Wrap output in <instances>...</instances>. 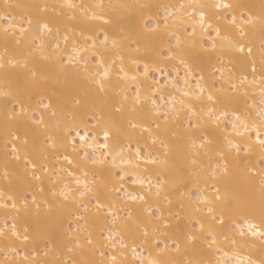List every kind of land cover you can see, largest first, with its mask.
<instances>
[{"label": "snow or ice", "instance_id": "obj_1", "mask_svg": "<svg viewBox=\"0 0 264 264\" xmlns=\"http://www.w3.org/2000/svg\"><path fill=\"white\" fill-rule=\"evenodd\" d=\"M8 7H33L44 14L50 6L6 4L5 8ZM64 7L85 10V6L75 5L71 0L61 5V8ZM95 7L100 11L93 12L86 20H101L99 30L89 26L80 32L84 43L88 45L84 51H90L95 61L94 70L87 68L86 60L85 67L82 70L79 68L75 57L79 55L80 49L75 46L72 53L65 56L63 53L66 48L61 49L56 43L54 50L45 54L44 37L50 35L53 28L50 26L52 20L46 19L44 15L34 17L28 13L25 17L28 27L22 23L17 29L14 23L16 17H10L7 12L0 13V34L5 42V52L9 50L10 43L21 45L33 24L36 26L32 42L35 44L39 40V43L35 47L29 46L23 60L9 56L5 62V58L0 56V72L7 79L10 70L28 69L31 84L39 90L40 96L34 104H29L19 92H0L5 98L6 121L12 125L9 127L6 124L5 127L4 147L10 149L5 152V157L7 160L20 161L23 153L25 176H30L29 187L33 189L30 204L25 194L0 190V209H12L19 213L21 208L29 210L35 206L39 211L43 206L49 216L64 209L77 222L83 221L84 225L104 224L99 241L87 229H84L86 235L83 240L80 235L68 233L64 239L57 237L50 241L56 247H67L70 253L87 248L93 255L98 254L100 260L70 257L57 264H222L220 260L213 262L191 258L194 254L204 255L205 249L210 251L214 247L223 251L218 248L221 235L237 250L242 247L254 248L256 245L253 242L259 241L260 256L257 259L251 256L241 258L239 251L233 254L236 264H264V107L253 119L248 111H241V99L236 95L238 86L235 83H229L227 89L223 86L216 88L214 83L204 87L205 66L188 62L190 50L199 44L203 53L209 54V62L211 54H231L233 61L239 62L241 70L246 71L250 61L251 71L255 74L257 62L252 57L255 30L258 27L259 71L261 82L264 83V2L260 5L259 14L254 13V5L233 3L230 0H216L211 5L181 3L175 13L167 11L169 6L166 5L142 4L138 7L148 11L153 7H164L166 15L162 19H153L149 15L142 26L119 37L109 34L108 27L113 25V20L105 17V5L98 3ZM181 10H184L187 20L178 15ZM69 18L76 19L74 15ZM170 19L172 25L169 24ZM181 26L186 34L183 38L179 34ZM172 28L177 31H172ZM85 32L92 34L86 35ZM56 33L59 37V27ZM63 40L67 46L69 36L65 34ZM160 44L167 45V48L166 52L158 55H164L169 61H177L185 73L181 77L184 84L190 87L188 78L191 77L196 82L195 89L185 91L177 87L176 80H165L161 84L160 80L153 77V85L159 86H150L145 90L136 75L128 77L124 68L126 56L130 64L137 65V72L139 61L144 59L141 75L145 79L153 72L165 77L172 75L170 71L159 67L155 60L131 54L146 52ZM16 50V47L12 48L13 52ZM37 53L47 62L43 66L45 71L55 69L66 80L83 79L93 87L59 95L49 94L43 88L47 77L40 69L28 67L30 62H34L32 58ZM117 61L119 70L115 74L122 80L135 82L131 97L128 95L131 89L126 86L108 98ZM217 62L221 67L216 71L220 72L223 79L225 68L222 56L217 57ZM175 71L179 77L180 69ZM228 71L231 72V69ZM246 81V75L241 77V84ZM168 84L181 93L179 100L172 93H168L169 98L165 100L163 90ZM93 94L106 98L107 102L104 105H90L89 97ZM9 102L12 104L10 110ZM82 108L91 114L78 115L77 110ZM69 116L71 119H68ZM137 131L141 138H145L144 134L147 133L145 139L150 143L141 146L140 139L133 140L129 133ZM122 137H127V143L122 142ZM185 143L191 145L192 151L188 155L192 166L203 171L202 157L215 163L208 173L209 179L205 180V187L197 188L195 196L190 190L181 191V187L169 176V157L173 154L182 155ZM157 144L163 151L154 155L149 149ZM256 149H259V157L253 164L251 156ZM49 155L60 162L54 178L47 163ZM7 160L3 172L5 180L10 175ZM236 161L244 163L250 187L254 188L258 180V203L254 199L242 202L230 192L225 178L231 175L230 165H235ZM141 162L145 171H148V166L157 169L155 184L151 178L138 172ZM46 179L54 185L47 190L51 200L38 202L36 193L43 194L46 191L43 186ZM56 184L62 185L59 192L55 189ZM126 185L131 186L132 190ZM85 199L87 203H84ZM19 201H23L20 207ZM70 203L77 208L76 212L70 210ZM6 228L7 223L0 227V237L7 239L10 234L25 243L29 242L27 227L22 236L17 231L16 223L11 225L8 232ZM109 248L111 251H105ZM122 249H130L133 258L127 259ZM144 252L149 255L145 257ZM121 256L124 258L121 259ZM29 264L47 262L33 260Z\"/></svg>", "mask_w": 264, "mask_h": 264}, {"label": "bare ground", "instance_id": "obj_2", "mask_svg": "<svg viewBox=\"0 0 264 264\" xmlns=\"http://www.w3.org/2000/svg\"><path fill=\"white\" fill-rule=\"evenodd\" d=\"M66 0H0V13L7 12L11 16L16 17L14 23L17 25V29L23 23L25 27H28L25 17L28 13H31L34 17L37 15H44L46 19L52 20V24L50 25L53 28V31L50 35H46L44 37L45 40V54H50L54 50V45L59 43L61 49H65L66 51L63 55L67 56L72 53L73 47H77L80 49L79 55H76L75 59L79 63V68L82 70L85 67V60L87 61V68L89 70H94L95 61L91 57L90 51H84V49L88 48V45L84 43L83 37L80 35L82 29H86L87 27H92L94 30H99V26L102 24L101 20H86L87 16H91L93 12H99L100 10L95 7L96 4L102 3L105 5L103 12L105 17H111L113 20V25L108 27V31L110 36H122L128 33L130 30L139 28L142 26L144 19H146L149 15L152 16L153 19L160 18L162 19L166 15V10L164 7H153L151 11L142 10L139 5L148 4L152 6H169L167 11H171L173 13L176 12L177 8L181 3L185 5L197 3V4H206L211 5L216 2V0H71V3L75 5H83L85 6V10L80 8L69 9L67 7L61 8V5L65 4ZM233 3H244L254 5V13L259 14L260 5L264 0H230ZM49 5V9L47 13L41 14L36 8H15L8 7L5 8V5ZM111 5L109 8L107 6ZM53 7L55 10H53ZM191 11V9H187ZM158 13V16H157ZM75 16L76 19L72 20L69 17ZM178 15L183 19L187 20V17L184 16V10H181ZM239 15V13H237ZM173 21L170 19L169 24L172 25ZM179 24V20L176 21ZM59 27L60 35L57 36L56 29ZM172 31H177L176 28H172ZM37 31L35 24L32 26V30L23 38L21 45L14 46L13 44H9V50L5 52V42L2 34H0V56L5 58V62L9 56H12L14 59L23 60V58L27 55V51L29 46L35 47V44L39 43V40L35 41V44L32 42V35ZM190 31V29H189ZM256 36L254 39L253 45V57L257 62V72L255 74L251 71V62L249 61L248 68L246 71L241 70L239 62L233 61V57L231 54H222V53H214L211 54V61L208 60V55L203 53L201 46L197 44L195 48L190 50V56L188 57V62L190 64L193 63H202L205 66V81L202 82L204 87H208L210 84L214 83L216 88H220L223 86L225 89L229 87V83H235L238 86V95L241 99V111H248L251 114L253 119H256L258 113L262 107H264V93H262V88H264V83L261 82V73L259 71V56H260V37H259V28L257 27ZM67 34L69 36V40L67 46L63 40V36ZM85 34H92L89 32H85ZM179 34L182 38L186 35L183 32V26L179 28ZM101 35V39H102ZM199 40L200 37H197ZM206 41V37L204 38ZM16 47V51L13 52L12 48ZM167 45L160 44L158 46H153L149 48L146 52L141 53H131L133 55H138L141 57H147L151 60H155L156 64L159 67L165 68V71H170L172 73L171 76L165 77L160 73L153 72L151 73L147 79H145L141 74L143 72V64L144 59L139 61V72H137V65L130 64L128 62L127 56L125 59V72L128 74V77L136 75L139 81L142 84V87L147 90L150 86L158 87L159 85H153V77L155 79L160 80L161 84L165 82V80H176L178 81L177 87L184 89L185 91H192L195 89V80L189 77V86H186L181 77H184L185 73L183 68L179 65L177 61H169L165 59L164 55H158V53L166 52ZM84 57L83 60L80 57ZM222 56L224 60V74L223 79H221L220 72H217L216 69L221 67L217 62V57ZM34 62L29 63V68H38L41 72L47 77V79L43 82V88L47 90L49 94L59 95L60 93L66 91H72L76 89H80L81 91L85 89H90L93 87L88 81L83 79H72L66 80L62 75L56 72L55 69L51 71H45L43 66L47 63L43 61L37 53L34 58H32ZM179 68V77L176 76V69ZM231 69V72L228 71ZM119 70V61H117V66L114 68V74L111 80V87L108 92V98L115 96L121 89L126 86L131 89L128 92L129 97H131L134 93L135 82L128 80L120 79L115 73ZM214 73V75H213ZM247 76V81L243 84L240 83L241 77ZM120 76H123V73H120ZM231 78V79H230ZM2 91H11L13 93L19 92L24 96L26 102L29 104H34L36 100L40 99L38 95V89L31 84V79L28 75V69L17 68L16 70H10L7 79L4 78L3 72H0V92ZM168 93H172L177 97V100L180 99L181 93L176 90L172 86V84H168L166 88L163 90V94L165 96V100H167ZM4 97L0 95V190L5 192H20L22 194L27 195L29 204L31 203V194L33 193V189L29 187L30 176H25V165L23 159V153H21L20 161H11L7 160L5 157V152L10 151V149H6L4 147L5 144V127L6 124L9 127H12L11 124H8L5 118V107H4ZM119 99V97H117ZM186 100L188 98H185ZM246 101V103H245ZM106 98L99 97L96 95H91L89 97V104L96 105H104L106 103ZM150 106V105H149ZM179 107V105H177ZM12 107L11 102L8 104V109L10 110ZM29 114L31 115V109H29ZM78 115H90L91 113L87 111V109H79L77 110ZM38 117V113H37ZM68 119H71L69 116ZM230 127V125H229ZM129 135L135 139L141 140V146H146L149 141L145 138L147 137V133L144 134L145 138H141L139 135V131L129 133ZM42 136L40 139L42 140ZM122 142L127 143V137H122ZM135 147V144L133 145ZM150 151L153 152L154 155L163 151L159 144H157L154 148H150ZM192 151L191 145L185 143L183 146L182 155H175L169 157V176L170 178L175 180L176 185L181 187V191L190 190L195 196L197 188L205 187V180H208V173L211 171L213 167H215V163L209 161L207 158H201V161L204 165V170L201 171L196 166H192L189 162V153ZM243 153L241 156L243 157ZM259 157V149H256L252 156L251 162L253 164L256 163ZM8 163V171L10 173L9 178L7 180L3 177L5 163ZM47 163L49 164V169L52 178L55 177L57 171L60 168V162L56 161L49 155ZM232 171L231 175L225 178V181L228 185V188L232 195L241 200L242 202H246L249 199H254L257 203L259 201V186L258 180L256 182L255 187H250L247 174L244 171V163L241 161H236L235 165H230ZM218 171V170H217ZM138 172L145 177H149L152 179V183H156V172L157 169H154L152 166H148V171H145L143 163L141 162V167L138 169ZM63 176V173H60ZM210 183L212 181H209ZM187 185V187H183ZM46 191L43 194H39L38 192V202L43 199L51 200V196L47 191L49 188H52L54 185L49 182L48 179L45 180L44 185ZM61 184H56L55 189L59 192ZM129 187V190H132V187ZM23 201L18 202V207L21 206ZM84 203H87V199H85ZM187 204L188 201H185ZM91 207V205H89ZM70 210L72 212H76L77 208L70 203ZM175 210V208H174ZM7 211V215H6ZM123 215V213H121ZM15 216V220L13 217ZM7 223L8 228L5 229L8 232V229L11 228L13 223H16L17 231L23 235L24 228L27 227L29 229L30 240L25 243L22 239L18 240L15 237H12L10 234L7 239L4 237H0V264H29V262L35 260L39 261L38 250L39 247L42 246H50L51 250L48 253V263L47 264H57L58 260H62L63 258L73 257L78 260H100L98 254L93 255L88 251L87 248L83 250H74V252L70 253L67 247L60 246L56 247L54 244L50 243V241L54 238L64 239L68 233H72L73 235H80L81 240H83V236L86 235V231H91L97 241L100 238V231L104 227L103 223L99 224H89L84 225L83 221L77 222L76 218L70 214H68V210L59 209L53 215L49 216L46 209L42 206L39 211L35 208V206L31 207L29 210H24L21 208L20 212L17 213L15 210L8 209H0V227H3ZM79 230V231H78ZM106 234V233H105ZM230 236L231 233H228ZM218 248L223 251L217 250L216 247L211 249L210 251L205 249L204 255L194 254L191 258L193 259H204L212 260L215 262L216 260L222 261V264H236V256L233 254L236 251H239V255L241 258L251 256L253 259H257L260 256L259 250V241H254L256 247H242L240 249L234 248L229 241L224 240L223 235L219 238ZM130 243V241H127ZM47 244V245H46ZM71 247V245H69ZM119 248V245H117ZM18 251V252H17ZM105 251H111V249H105ZM123 251L127 259L131 260L132 254L130 249L121 250ZM227 252L228 255L225 256L224 253ZM12 253H15L17 256L12 257ZM59 255L57 259H54V256ZM2 255V256H1ZM143 255L147 257L149 255L148 252H144ZM153 257H155V253L153 252ZM27 256V260L25 257ZM45 256L44 252L40 253V257ZM124 257L121 256V259ZM180 258H183L182 256Z\"/></svg>", "mask_w": 264, "mask_h": 264}, {"label": "rangeland", "instance_id": "obj_3", "mask_svg": "<svg viewBox=\"0 0 264 264\" xmlns=\"http://www.w3.org/2000/svg\"><path fill=\"white\" fill-rule=\"evenodd\" d=\"M47 245V244H46ZM51 250V247L50 246H42V247H39V252H38V255H39V261L38 262H43V261H46L47 263H48V254L47 255H45V256H41L40 257V253L41 252H47V253H49V251ZM18 252V251H17ZM2 252H0V254H1ZM2 256V255H1ZM15 256H17L15 253H12V257H15ZM59 257V255H56L55 254V256H54V259H57ZM62 260H69V258H67V257H65V258H63ZM58 261H61V260H58Z\"/></svg>", "mask_w": 264, "mask_h": 264}]
</instances>
